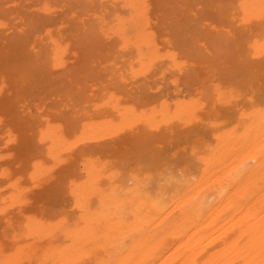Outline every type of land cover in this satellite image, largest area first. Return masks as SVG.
<instances>
[{"label": "rangeland", "instance_id": "1", "mask_svg": "<svg viewBox=\"0 0 264 264\" xmlns=\"http://www.w3.org/2000/svg\"><path fill=\"white\" fill-rule=\"evenodd\" d=\"M117 4L118 0H0V98L5 97L9 107L0 110V251H12L22 242L24 214L40 212L41 207L44 216L69 218L65 226L83 223L77 218L78 208L97 212L103 206L101 191L123 195L133 186V177H155L156 166L166 161L178 165L176 157L159 155L190 143L188 138L165 135L172 128L167 124L169 113L155 114L159 125L151 128L144 121H129L125 127L85 131V124L121 125L127 108L151 113L167 101L174 111L178 100L195 99L194 120L174 126L180 131L194 127L210 144H217L216 135L241 133L250 113L264 114V69L257 65L264 61V0L151 2L147 25L155 30L153 45L158 55L176 52L177 66L168 58L134 63L136 55L114 33L116 14H124ZM160 6L167 9L161 11ZM31 16L52 20L35 27ZM158 26L169 28L161 31ZM176 38L185 43L183 48L175 45ZM56 40L69 46L58 60L52 53ZM141 90L156 95L141 99ZM50 122L65 143L53 154L47 150L49 134L41 138ZM134 135L139 146L133 144ZM124 142L131 147L116 153L113 148L122 149ZM141 144L143 151L138 150ZM157 149L160 154L154 153ZM145 157L158 161L148 166ZM71 181L87 198L72 194ZM154 183L155 178L148 188ZM61 228L51 231L53 239L46 232L44 244L55 239L69 243L71 237ZM5 259L0 258V264H7Z\"/></svg>", "mask_w": 264, "mask_h": 264}, {"label": "bare ground", "instance_id": "2", "mask_svg": "<svg viewBox=\"0 0 264 264\" xmlns=\"http://www.w3.org/2000/svg\"><path fill=\"white\" fill-rule=\"evenodd\" d=\"M153 1L160 3L169 0H118L117 5L121 9L119 12L124 14H116L114 33L118 34L124 48L134 52L136 65L159 58L167 61L170 59L177 66L176 52L158 55L159 49L153 45L155 30L147 25L150 3ZM160 7L161 11L167 9ZM30 19L32 23L36 19L33 24L35 27H43L52 20L51 17L41 16H31ZM158 28L162 31L169 27ZM75 35L78 36V33ZM181 38H176L175 43L179 49L185 44ZM53 43L52 53L55 60H58L69 46L62 45L58 40ZM74 56L77 60L80 59L76 50ZM4 60L9 61L8 58ZM247 61L250 65H255L254 60ZM257 65L264 69V61L257 62ZM139 93L138 97L145 100L156 95L145 90ZM194 104L195 99L189 102L178 100L175 110L170 111V104L164 101L159 110L152 108L151 113L127 108L121 125L104 121L84 125L85 131H91L125 127L129 121L132 124L144 121L151 128L159 125L157 118L153 117L155 114L165 117L169 113L167 124H171L172 128L166 130L165 135L173 140L190 139V157H186L187 145L178 146L173 152L162 151L160 154L157 149L154 153L167 160L176 157L178 165L188 168L189 175L198 176L197 183L190 182L166 189L170 196L169 207L160 210L152 202L161 191L156 179L153 189H149L150 182L146 184L145 176H136L133 177V186L127 187L123 195L113 190L101 191L103 206L97 212L92 207L78 208L80 211L77 218L83 223L73 222L72 226L76 225L74 227H70V223L69 227L65 226L67 220L69 221L66 223L71 221L66 216L57 219L53 215L44 216V208L41 207L40 212L24 214L21 222L22 242L15 245L12 251H0V256H7V259L0 258L5 259L7 264H264V114L255 110L249 115L250 122L243 124L241 133L232 131L228 135H216L218 143L210 144L202 131L198 132L194 127L180 131L179 126H174L180 123L190 124L194 120ZM4 109H9L5 97L0 98L1 112ZM177 120L179 122L175 123ZM47 134L51 137L47 150L51 154L61 151L65 143L59 139L61 133H53L52 123L42 129L41 138ZM132 137L134 146H139L140 141L136 135ZM143 144L139 151H143ZM130 147L129 142H124L122 149L115 147L113 150L120 154ZM142 156L139 159H144ZM149 158L145 157V162L148 161V166H153L157 158L154 157L153 162ZM170 164L166 161L163 165H158V168L156 166L154 173H159ZM37 171L39 170L35 165L34 172ZM90 185L89 188L94 189V184ZM74 186L75 183L71 181L72 194L75 192L78 194L76 197H86L85 191ZM196 195L211 198V207L199 211L192 202ZM94 218L100 221L95 222ZM60 224L62 227L64 224V227L61 228ZM57 226L66 230L68 238L71 237L69 243V239L65 240L67 243H61L57 239L55 240L58 242L52 243L55 241L52 236L59 229ZM46 232H50L51 237L49 234L47 237L49 235L52 238H48V241L52 240L49 244H44ZM17 239L13 241L16 242Z\"/></svg>", "mask_w": 264, "mask_h": 264}, {"label": "clouds", "instance_id": "3", "mask_svg": "<svg viewBox=\"0 0 264 264\" xmlns=\"http://www.w3.org/2000/svg\"><path fill=\"white\" fill-rule=\"evenodd\" d=\"M154 178L157 180L161 191L153 198L152 202L160 210H164L170 206V196L166 189L174 186H182L190 182H198V176L194 174L189 175L186 166L176 164L165 166L155 177L152 174H147L144 180L145 182H151ZM192 202L202 212L211 207L213 200L211 198H205L202 195H196Z\"/></svg>", "mask_w": 264, "mask_h": 264}]
</instances>
